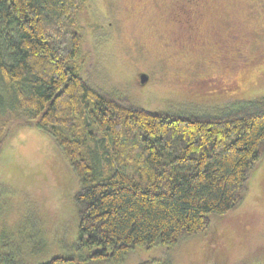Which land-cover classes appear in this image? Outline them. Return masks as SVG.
Returning a JSON list of instances; mask_svg holds the SVG:
<instances>
[{
	"label": "trees",
	"instance_id": "trees-1",
	"mask_svg": "<svg viewBox=\"0 0 264 264\" xmlns=\"http://www.w3.org/2000/svg\"><path fill=\"white\" fill-rule=\"evenodd\" d=\"M85 0H0V86L49 136L77 179L82 262L123 261L137 245L199 234L243 200L264 155V95L223 112L149 110L82 69ZM228 107V106H227ZM15 123V124H14ZM0 240V264H8ZM95 247H99L94 249ZM75 263L55 256L37 264Z\"/></svg>",
	"mask_w": 264,
	"mask_h": 264
},
{
	"label": "rangeland",
	"instance_id": "rangeland-1",
	"mask_svg": "<svg viewBox=\"0 0 264 264\" xmlns=\"http://www.w3.org/2000/svg\"><path fill=\"white\" fill-rule=\"evenodd\" d=\"M85 1L81 67L95 84L149 110L186 114H215L264 95V0ZM140 72L148 75L144 84ZM12 99L0 86V120L19 117ZM76 189L49 136L29 125L10 128L0 145V240L8 264L55 256L115 264L82 262ZM119 264H264V155L236 208L211 214L205 231L175 244L137 245Z\"/></svg>",
	"mask_w": 264,
	"mask_h": 264
},
{
	"label": "water",
	"instance_id": "water-1",
	"mask_svg": "<svg viewBox=\"0 0 264 264\" xmlns=\"http://www.w3.org/2000/svg\"><path fill=\"white\" fill-rule=\"evenodd\" d=\"M148 79V75L145 72H140L138 74V81L140 84H144Z\"/></svg>",
	"mask_w": 264,
	"mask_h": 264
}]
</instances>
